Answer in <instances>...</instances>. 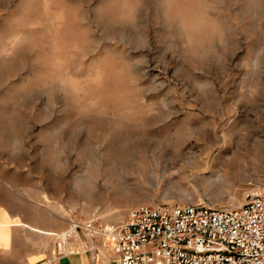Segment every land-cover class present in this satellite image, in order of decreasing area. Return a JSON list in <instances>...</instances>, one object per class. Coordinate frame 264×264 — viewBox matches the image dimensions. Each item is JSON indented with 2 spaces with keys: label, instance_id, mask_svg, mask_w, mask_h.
<instances>
[{
  "label": "rangeland",
  "instance_id": "rangeland-1",
  "mask_svg": "<svg viewBox=\"0 0 264 264\" xmlns=\"http://www.w3.org/2000/svg\"><path fill=\"white\" fill-rule=\"evenodd\" d=\"M258 141L264 0H0V219L31 247L110 253L135 205H240Z\"/></svg>",
  "mask_w": 264,
  "mask_h": 264
},
{
  "label": "built area",
  "instance_id": "built-area-1",
  "mask_svg": "<svg viewBox=\"0 0 264 264\" xmlns=\"http://www.w3.org/2000/svg\"><path fill=\"white\" fill-rule=\"evenodd\" d=\"M105 235L116 264H264V185L231 207L135 205Z\"/></svg>",
  "mask_w": 264,
  "mask_h": 264
},
{
  "label": "crops",
  "instance_id": "crops-1",
  "mask_svg": "<svg viewBox=\"0 0 264 264\" xmlns=\"http://www.w3.org/2000/svg\"><path fill=\"white\" fill-rule=\"evenodd\" d=\"M101 252L73 248L53 254L38 241L31 247L27 227L0 219V264H116L112 252Z\"/></svg>",
  "mask_w": 264,
  "mask_h": 264
},
{
  "label": "bare ground",
  "instance_id": "bare-ground-1",
  "mask_svg": "<svg viewBox=\"0 0 264 264\" xmlns=\"http://www.w3.org/2000/svg\"><path fill=\"white\" fill-rule=\"evenodd\" d=\"M246 137V136H245ZM247 138V137H246ZM241 140V139H240ZM251 140V139H250ZM254 142V141H253ZM259 142V141H258ZM248 144V143H247ZM246 145V144H245ZM238 146H240V144L238 145ZM239 148V147H238ZM249 150L251 151L252 150V153L254 152H256L257 154H259V153H263V151H264V149H263V146H262V143H256V146L254 145H252L250 148H249ZM239 151H241L240 149H239ZM243 151V150H242ZM238 154L236 153L231 159H229L231 156H229V160L228 159H225L224 160V165L225 166H228L230 169H232V170H240L242 167H245V163L244 162H242V160L240 161V160H238ZM257 156V155H256ZM263 158V157H262ZM84 181V180H83ZM85 183V182H84ZM83 183V184H84ZM88 187V186H87ZM87 187L85 188V189H87ZM89 188V187H88ZM81 190V189H80ZM91 191V190H90ZM84 193V192H83ZM93 194V193H92ZM94 195V194H93ZM87 196V195H86ZM88 197V196H87ZM93 197V196H92ZM75 226V225H74ZM76 227V226H75ZM67 231H64V232H62L61 233V235H62V239H63V241H65L66 240V236H67Z\"/></svg>",
  "mask_w": 264,
  "mask_h": 264
}]
</instances>
